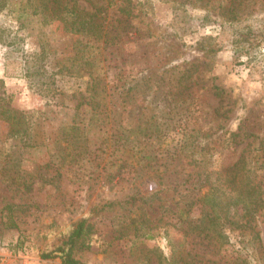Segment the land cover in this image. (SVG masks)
Wrapping results in <instances>:
<instances>
[{"label": "rangeland", "instance_id": "1", "mask_svg": "<svg viewBox=\"0 0 264 264\" xmlns=\"http://www.w3.org/2000/svg\"><path fill=\"white\" fill-rule=\"evenodd\" d=\"M98 97V116L77 107ZM3 102L26 114L32 139L0 124V264H61L41 253L81 219L83 264H169L178 250L190 264H239L243 248L264 264L238 230L218 246L163 225L180 209L200 215L198 172L260 154L264 0H0ZM113 119L126 146L156 148V171L109 148ZM253 224L264 250V207Z\"/></svg>", "mask_w": 264, "mask_h": 264}, {"label": "trees", "instance_id": "2", "mask_svg": "<svg viewBox=\"0 0 264 264\" xmlns=\"http://www.w3.org/2000/svg\"><path fill=\"white\" fill-rule=\"evenodd\" d=\"M181 78H183V75ZM94 89V85L92 84L90 90L93 91ZM89 101H82L77 107H80L82 104H87L91 109H99V112H95L94 115H100L102 112L100 108L104 106L101 99L98 97L95 100ZM99 121L100 118L95 119V122ZM113 121L109 128V148H112L113 152H119L120 155L131 152L133 154L138 153L135 165L130 162L128 168L136 166L138 169L149 168L156 171L161 166L157 162L158 158L153 154L156 148L143 145L141 150L138 151L134 145L126 146L125 138L128 136L126 135V128L119 121L115 119ZM0 124L3 128H6L5 132L8 137L17 138L30 145L29 142L32 139L30 125L23 111L10 106L6 102L0 103ZM70 128H76L75 122ZM120 141L122 144H120ZM186 147L188 150L195 151L194 146L187 145ZM181 149H184V146ZM202 149L208 150L209 148L208 146L199 148V150ZM255 151H259L260 154H241L232 165L220 163L216 169L198 172L196 178L199 184L195 187V190L200 191L202 187L205 188V191L199 196V202L202 207L200 215L196 218L185 217L182 214L183 209H180L177 210V217L174 224L164 222L163 225L176 226L185 236L195 235L207 240L211 239L218 246L225 245L229 242L227 231L238 230V236L242 237L243 240L246 239V243L248 244H255L256 246H252V248L261 251V254H263L264 250L260 244V235L255 229L253 221L257 212L264 207V179L257 173L258 169L262 166L261 163L264 161V145ZM118 159H121V156ZM133 171L135 170L133 169ZM200 175L202 178H200ZM141 177V175L135 178L134 176L131 178L127 177L126 180L131 179L135 181L140 180ZM189 199V202L187 201L188 204H186L188 206L187 208H190L194 203L192 197ZM10 207L8 206V209ZM232 209H238L240 216L235 217ZM151 227H154V225L150 226L149 229ZM139 228L136 227L134 230L138 232L141 229ZM127 230L130 231L128 228ZM85 231L86 219H81L55 249L41 253V257L44 259L57 257L61 264H83L81 260L74 257L72 250L78 240L84 235ZM143 235L152 237L148 230L145 231L144 228L141 236ZM19 242L20 240L18 239L13 247L17 246ZM243 251L245 255L242 253L237 256L239 264H248L247 257L250 252H248L247 248H243ZM155 254L158 263L161 262L160 254ZM187 256L188 254L184 250L174 251L167 263L190 264Z\"/></svg>", "mask_w": 264, "mask_h": 264}]
</instances>
